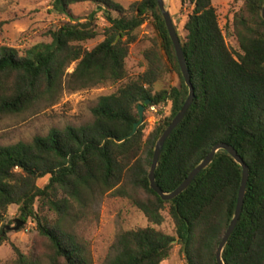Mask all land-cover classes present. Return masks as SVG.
I'll return each mask as SVG.
<instances>
[{"label":"trees","instance_id":"1","mask_svg":"<svg viewBox=\"0 0 264 264\" xmlns=\"http://www.w3.org/2000/svg\"><path fill=\"white\" fill-rule=\"evenodd\" d=\"M80 2L95 4L107 22L103 39L91 49L82 43L99 34L91 21L97 11L86 21H75L69 7ZM180 2L191 6L183 24L185 37L179 39L194 98L161 149L155 181L163 191H172L214 145H231L249 174L242 210L222 259L225 264H264V0H241L225 26L237 48L226 43L212 0ZM52 6L71 20L50 30L49 42L36 43L23 54L0 45V113L53 105L64 88L117 86L99 96L91 122L0 145V224L8 207L16 205L17 221H32L47 242L49 264H93L72 225L94 214L98 198L107 193L128 199L150 225L118 232L101 264H160L175 240L153 226L163 222L165 208L186 264H216L215 251L236 204L240 165L218 150L176 197L164 201L149 186L155 141L187 96L156 0H138L128 8L113 0H53ZM149 17L159 48L145 49L144 70L129 75V45ZM159 52L179 75L178 85L154 88L163 71ZM146 99L150 104L144 110L166 106L170 114L159 110L158 122L146 135L143 116L137 131L127 137L138 120V105ZM45 176L47 182L39 186L37 180ZM6 234L1 225L0 245L8 241ZM14 251L16 258L5 264H35L34 255L16 247Z\"/></svg>","mask_w":264,"mask_h":264},{"label":"rangeland","instance_id":"2","mask_svg":"<svg viewBox=\"0 0 264 264\" xmlns=\"http://www.w3.org/2000/svg\"><path fill=\"white\" fill-rule=\"evenodd\" d=\"M122 7L128 8L138 0H113ZM53 0H0V45L14 47L18 54L39 42H49L48 32L58 28L63 23L70 21L64 14L58 13L52 6ZM165 8L169 11L178 37L183 40L185 30L183 24L186 15L191 10L189 4H181L180 0H163ZM219 26L223 29L226 43L237 48V42L231 34L226 33L225 26L229 24L233 13L240 7L241 0H212ZM73 19L83 22L89 19L93 11V21L98 36L83 42V47L93 48L103 39V31L107 22L101 10L91 2H80L70 5ZM115 15L116 13H112ZM229 33V34H228ZM137 38L129 45L128 55L125 60L129 75H136L145 68L143 51L147 48H159V40L155 31L154 23L149 17L144 24L136 30ZM162 56V74L155 84V89L178 85L180 77L166 58ZM72 63L67 72L72 71ZM115 84H106L92 88L70 91L66 88L60 93L58 101L53 105L39 104L28 111L17 114L0 113V145L13 144L18 141H29L35 135H45L52 128H63L66 125L78 127L92 121L91 109L96 105L99 96L109 94L116 89ZM166 113L170 114V107H166ZM160 112L151 113L146 109L144 116V135L158 122ZM48 176L37 180L39 186L47 182ZM95 213L89 215L72 225L73 231L86 243L93 264H101L109 253L115 236L122 230L145 227L150 225L143 213L134 207L126 198L113 197L104 194L98 198ZM164 220L160 225H153L169 235L175 237L168 256L160 264H186L184 254L180 251L177 238L174 233V225L168 215L167 208L163 211ZM17 206L10 205L0 224L4 225L8 241L0 245V264L14 260L16 254L14 247L21 253L32 254L35 264H49L47 254L49 249L44 238L37 234L35 225L28 220L25 224L16 225L18 218ZM49 217L54 218L53 214Z\"/></svg>","mask_w":264,"mask_h":264},{"label":"water","instance_id":"3","mask_svg":"<svg viewBox=\"0 0 264 264\" xmlns=\"http://www.w3.org/2000/svg\"><path fill=\"white\" fill-rule=\"evenodd\" d=\"M158 9L161 13V16L163 18L165 27L167 29L168 36L172 42L173 49L175 52L176 60L179 66V70L182 76V79L187 87V96L179 108V110L176 112V114L172 117L168 125L165 127V129L162 131V133L159 135L157 140L155 141L154 148H153V154H152V159L150 163V168L148 171V181H149V186L150 188L164 201L170 200L177 195H179L184 189L188 187V185L193 181V179L197 176V174L207 167L211 161L213 160L216 152L218 150H224L226 151L233 159L235 162H237L240 167H241V180L240 184L238 187V192H237V197H236V204L235 208L233 211V214L231 216V219L225 229L224 234L222 235L218 246L215 251V261L216 264H225L223 259H222V251L223 248L231 235L232 231L234 230L241 210H242V205H243V199L245 195V190H246V184L248 180V174H249V169L248 166L244 163V161L239 157L237 154L236 150L231 146L226 143H218L214 145L211 150L204 156V158L197 163L191 171L188 173V175L182 180V182L172 191H163L160 189L158 184L155 181L154 177V171L158 163V158L161 152V149L172 132V130L179 124V122L182 120L184 117L185 113L187 112L189 106L191 105L193 98H194V89L192 84L190 83V75L188 71V66L182 51L181 47V42L180 39L177 35V32L175 30L174 24L172 22L171 16L169 11L165 8L163 0H156ZM261 16L264 19V4L261 9ZM150 104V100L146 99L143 101V103L138 105V120L133 123V127L131 132L127 135V137H131L136 131L139 126V124L142 122L143 119V111L144 107L146 105ZM21 225V222L16 221V225L13 227L14 230H17L19 226Z\"/></svg>","mask_w":264,"mask_h":264},{"label":"built area","instance_id":"4","mask_svg":"<svg viewBox=\"0 0 264 264\" xmlns=\"http://www.w3.org/2000/svg\"><path fill=\"white\" fill-rule=\"evenodd\" d=\"M149 110L153 114H157L159 110H162V113H166V109L163 106L149 105L146 111Z\"/></svg>","mask_w":264,"mask_h":264}]
</instances>
